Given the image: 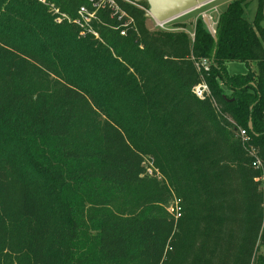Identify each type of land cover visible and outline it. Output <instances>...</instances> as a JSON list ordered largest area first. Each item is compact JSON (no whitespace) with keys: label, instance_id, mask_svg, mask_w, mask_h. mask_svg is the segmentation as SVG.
Instances as JSON below:
<instances>
[{"label":"trees","instance_id":"obj_1","mask_svg":"<svg viewBox=\"0 0 264 264\" xmlns=\"http://www.w3.org/2000/svg\"><path fill=\"white\" fill-rule=\"evenodd\" d=\"M47 1L73 17L86 3ZM250 1L230 2L215 35L197 21L193 40L132 10L138 33L101 29L103 43L38 0H0V264H254L264 191L237 131L264 159V0L253 22ZM203 57L221 113L194 94Z\"/></svg>","mask_w":264,"mask_h":264},{"label":"built area","instance_id":"obj_2","mask_svg":"<svg viewBox=\"0 0 264 264\" xmlns=\"http://www.w3.org/2000/svg\"><path fill=\"white\" fill-rule=\"evenodd\" d=\"M44 5L48 6L50 12L55 17L58 23L67 21L75 24L81 36H93L95 39L104 43L101 29H110L119 32L121 36H127L129 31L138 33V27L135 16L131 13L132 10H139L144 12L146 17V25L149 12V7L143 1L136 0H86L85 4L79 6L76 10V15L73 17L69 13L63 12L57 5L47 0H38ZM205 17H208L205 15ZM213 20L212 17H208ZM109 19L111 22H109ZM154 26L149 30L156 31H171L169 22H160L152 17ZM209 19V20H210ZM214 29V28H213ZM194 37V33H192ZM195 65L200 73V81L194 87V94L199 98H210L217 111L221 113L219 105L212 96L210 86L205 78V73L211 70V60L203 57L195 59ZM238 136L241 144L251 157V167L259 173L255 178L260 183V189L264 191V159L260 156L258 146L253 143V137L249 134L247 129L243 127L238 128ZM182 213L178 211L175 215L176 219L181 217ZM178 216V217H177Z\"/></svg>","mask_w":264,"mask_h":264},{"label":"rangeland","instance_id":"obj_3","mask_svg":"<svg viewBox=\"0 0 264 264\" xmlns=\"http://www.w3.org/2000/svg\"><path fill=\"white\" fill-rule=\"evenodd\" d=\"M234 0H214L211 1L199 8H196L183 16H180L176 18L175 20L170 21L169 25L172 31H178V30H184L189 37L193 40L194 37L192 35L193 30L195 29L197 21H202L204 27L208 30L207 24L204 22V17L205 15L208 17H212L213 20L216 22L218 21L219 15L225 10L227 5ZM258 7L257 0H251L250 3L246 6L245 12H244V17L247 19L249 22H253L255 13ZM210 19V18H209ZM212 20V21H213ZM184 21V22H180ZM178 23H183L185 25V28H180L177 26ZM210 23L212 27L216 28V24L213 25V22ZM147 25L148 27L152 28L154 26V21L152 17H149L147 19ZM264 26V23H262ZM158 32V31H156ZM238 64V63H236ZM243 65V64H242ZM145 174L147 175L148 180H154L156 184V190L160 193H162V196L166 199V201L163 203L164 206L167 208V210L172 213L173 215H177L178 211H182V199L178 197V195L174 192L173 186L170 184L168 178H166L164 175H162L159 171V168L155 167L153 164V161L149 158H146V165H145ZM144 175L142 176V178ZM152 195V194H151ZM178 217V216H177ZM89 233L91 235H94L95 232L89 230ZM260 245L256 251V259L254 261V264H258V257L261 255L260 254Z\"/></svg>","mask_w":264,"mask_h":264},{"label":"water","instance_id":"obj_4","mask_svg":"<svg viewBox=\"0 0 264 264\" xmlns=\"http://www.w3.org/2000/svg\"><path fill=\"white\" fill-rule=\"evenodd\" d=\"M136 1H146L149 5L148 17H154L160 22H170L176 18L183 16L184 14L199 8L214 0H136ZM204 22L208 26L210 33L215 35V30L213 29L208 17H204ZM215 40L217 37L214 36ZM249 129L253 131L252 120L248 123Z\"/></svg>","mask_w":264,"mask_h":264},{"label":"crops","instance_id":"obj_5","mask_svg":"<svg viewBox=\"0 0 264 264\" xmlns=\"http://www.w3.org/2000/svg\"><path fill=\"white\" fill-rule=\"evenodd\" d=\"M257 3H258V0H257ZM180 22H184V21H180ZM212 22H213V25L216 24V22L214 20ZM262 23H264V20L262 21ZM193 31L195 32V29ZM194 32H192V33H194ZM236 63H238V64H236ZM250 66L252 69L254 68V64H250ZM250 66H248L246 63H243V62H229L227 64L226 68H227L228 73L233 75V74H244V73H246ZM259 252L261 255L264 256V246H261V249Z\"/></svg>","mask_w":264,"mask_h":264}]
</instances>
